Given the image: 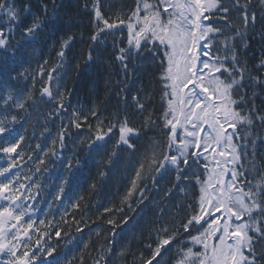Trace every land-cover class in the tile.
<instances>
[{
	"label": "snow or ice",
	"instance_id": "obj_1",
	"mask_svg": "<svg viewBox=\"0 0 264 264\" xmlns=\"http://www.w3.org/2000/svg\"><path fill=\"white\" fill-rule=\"evenodd\" d=\"M81 16L90 29L85 65L103 64L111 46L121 76L105 85L115 103L84 114L66 106L60 76L67 54L85 42L73 31ZM253 41L261 55L250 65ZM46 48L55 62L36 60ZM133 68L149 72L147 86L137 87L144 77L131 78ZM89 116L94 124L65 156L69 128L81 129ZM34 118V129L44 130L32 135L50 138L44 148L26 143ZM57 120L53 135L48 124ZM77 151L96 163L100 182L127 177L117 214L127 207L155 217L138 252L127 244L113 251L115 228L134 217L110 218L112 239L91 264H127L129 256L131 264H264V0H0V264H86L89 245L70 234L60 254L41 243L52 233L42 234L45 222L34 219L40 185L24 171L29 162L35 173L46 171L45 157L61 161L55 199L62 200L81 168ZM152 190L159 199L149 198ZM54 235L61 236L58 227Z\"/></svg>",
	"mask_w": 264,
	"mask_h": 264
},
{
	"label": "trees",
	"instance_id": "obj_2",
	"mask_svg": "<svg viewBox=\"0 0 264 264\" xmlns=\"http://www.w3.org/2000/svg\"><path fill=\"white\" fill-rule=\"evenodd\" d=\"M80 24L78 29H73V31L83 32L85 34V42L80 43L77 42L75 47L72 48L71 52L67 54L66 60L67 62L64 65V70L60 72V76L62 77L61 82L65 84V88L62 89L65 91L67 96L66 106L70 103L72 107L79 106L82 110V114L97 104L103 108L104 105L114 104L115 100L111 99V91L114 89L106 88V82L111 80H120L121 76L115 75L118 64L112 61L110 53L112 52L111 46L108 47V54H106L103 58L104 63L100 65L86 66L84 62V58L87 56L89 51V45L87 41V35L90 32L88 28V18L81 16L78 18ZM77 41H79V37H77ZM253 51L248 55L249 57L255 56L256 59L250 60V65H254L258 63L260 55H261V46L257 42L253 41L252 44ZM93 56H97V53L93 52ZM42 58H47L50 63L56 61L55 52L51 48L44 49L43 52H38L36 56V60H40ZM35 61H33V66L35 67ZM79 65V67H77ZM147 68L146 65L142 66ZM109 73H112L109 76ZM153 79L151 80L152 87H159L156 84V77L159 76L158 72L150 73ZM149 72H138L136 68H133L131 78H139L144 77L141 80L140 84H137V87L147 86L149 84V80L147 76ZM131 86V85H130ZM39 87V85H37ZM257 104H261V101L258 100ZM159 106V100L157 98V104L154 107ZM43 111V109H41ZM71 111V109H69ZM111 111V109H110ZM109 113H105L108 115ZM35 118L33 120V124L25 125L27 128L28 138H33L35 143H40L41 147L44 148L48 144H50V138L45 134L44 137L33 136L32 133L35 130L36 132H42L44 129L42 127L36 126L34 129ZM94 124V118L89 116L87 122H82L81 129H75L70 127L69 131L71 133V140L67 138V149L65 156L71 157L74 149V145L72 141H79L80 135L88 134V125ZM60 126V121L57 120L55 125L51 123L48 124L49 131L54 135L58 132ZM23 131V130H22ZM58 148V145H57ZM40 155L39 150L35 151V157ZM77 158L81 165V171L77 172L76 180L73 183L71 189L65 188L63 193L64 199L60 203L61 206L57 211L53 213H48L47 217L41 219L45 222L44 226L45 231L48 233H52L48 235V239L51 238L52 244L56 246V253L60 254L66 250L65 244L67 240V234H70L72 237L81 241L82 243H87L89 247L84 249L86 264H91L92 260L97 256V250L103 244H106L110 239H112V225H109L107 221L111 219H115L117 222L123 219L124 216H132L135 219V224L133 223V219H129L127 224H122L120 227L115 228L116 236H115V245L113 247V251L115 252L122 245H129L133 252L144 251V243H147V232L148 228L151 226L152 221L155 219L154 216L146 215L141 213L139 216L136 213L139 212V208L136 209L135 212H129L127 207L124 208L123 214H117V209H119L122 205L120 203L121 197L126 191L128 179L122 173L117 178L107 179L104 182H100L97 177V165L95 162L91 161L87 154L83 151L76 152ZM36 159V158H35ZM99 160V157L96 158ZM75 164V161H74ZM79 169V170H80ZM83 169L84 172H83ZM64 168L61 167L60 171L52 174L51 168L48 166L45 173L49 174L50 178H55V180H60L61 176L64 175ZM60 177V178H59ZM57 181V183H58ZM91 182L97 183V189L95 191L88 188V184ZM161 184L166 183L165 181H161ZM43 188V193L46 196H49V200H51L54 196L56 185L52 189L49 185H45ZM36 189V188H35ZM78 196H83L84 200L81 202L80 208L71 209L69 205L73 200H76ZM156 196L159 199L158 193L156 190H152L149 192V198ZM183 197L178 196L176 200L182 199ZM175 202V201H173ZM147 203V201L145 202ZM167 203V201H165ZM54 207V204L52 205ZM111 208L112 211L105 212L104 208ZM140 207H143L141 205ZM52 209V208H51ZM68 212L65 215V212ZM149 210H146L148 212ZM75 217V220H73ZM47 219V221H46ZM40 220L37 221V223ZM178 222V221H177ZM59 228L61 230V236L56 237L54 235L55 229ZM80 227L81 231L77 232L76 228ZM99 231L100 235L97 236L96 232ZM186 235V234H185ZM143 241L144 243H141ZM75 242V241H74ZM70 248L71 245H68ZM195 250V249H194ZM175 249H173V254L175 253ZM90 254V255H89ZM70 255H76L75 252L70 253ZM132 258L128 257L127 264H131ZM75 264V261H73ZM113 264H123L118 259L113 262Z\"/></svg>",
	"mask_w": 264,
	"mask_h": 264
}]
</instances>
